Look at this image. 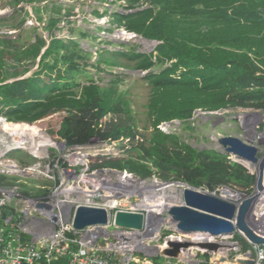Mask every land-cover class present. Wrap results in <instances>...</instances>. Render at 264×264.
<instances>
[{
  "label": "trees",
  "instance_id": "16d2710c",
  "mask_svg": "<svg viewBox=\"0 0 264 264\" xmlns=\"http://www.w3.org/2000/svg\"><path fill=\"white\" fill-rule=\"evenodd\" d=\"M37 2L41 1L12 0L11 5L18 8ZM121 8L96 15L109 17L112 28L159 42L153 52L104 49L92 63L91 53L78 41L55 36L62 20L53 16L46 26L49 42L39 35L21 45L12 37L0 39V118L32 126L63 114L57 136L68 149H85L94 140L125 145L126 156L101 157L92 171L113 169L142 180L183 183L203 192L230 188L251 196L255 177L246 168L214 150L193 148L160 127L174 121L187 124L197 111L264 114V0H125ZM81 36L88 37L83 32ZM121 62L146 73L142 80L149 97L143 132L127 93L121 90V76L111 73L112 68L123 66ZM95 75L108 76V82L100 86ZM112 116L117 118L107 122ZM7 158L23 168L35 164L21 150ZM15 181L0 175V187H17ZM29 185L20 189L25 198L34 196L35 187ZM39 190L37 197L49 196L48 190ZM13 213L14 207L3 209L5 215ZM171 235L165 232L163 237ZM78 237L69 234L72 240ZM23 239L31 237L23 235ZM234 241L241 254L253 251L242 237L237 235ZM210 259L200 255L199 264H211ZM150 262L175 263L161 257ZM67 263L63 258L41 264Z\"/></svg>",
  "mask_w": 264,
  "mask_h": 264
},
{
  "label": "rangeland",
  "instance_id": "374dc122",
  "mask_svg": "<svg viewBox=\"0 0 264 264\" xmlns=\"http://www.w3.org/2000/svg\"><path fill=\"white\" fill-rule=\"evenodd\" d=\"M40 1L41 2L29 5L23 4L20 7L16 8L11 5L12 0H0V19L2 21L0 23V39L12 37L13 40L18 41L19 45H21L23 43L28 44L34 42L36 36L39 35L49 42V34L46 32V26L49 18L53 16L57 19L62 20V22L57 26L58 29L55 32V36L59 39H71L78 41L83 49L91 53L92 63H95L97 61L99 52L104 49L109 51H117L124 50L126 49V47H128L136 49L139 53L147 54L151 53L153 50V45L144 42L140 37H132L133 39L131 38L127 40H124L123 38L118 39V33H123V30L112 28L109 24V17L99 18L96 15L97 12L102 15L107 10H109L110 13L112 11L122 10L121 6L124 5L125 0H123V2H117L114 5L112 4L114 0ZM37 10H39L40 12H37ZM111 29L114 31L109 32V30ZM82 32L86 33L88 37L83 38L81 36ZM121 64L123 66L112 68L111 73L121 76L123 80L121 84V90L127 93L128 100L131 103L136 120L140 124L139 130L140 132H143L142 130L145 121L144 108L149 97L148 87L142 80L144 75L133 70L132 64L126 62H121ZM35 70L36 68H34L32 73ZM108 79L109 77L105 75H98L97 77L95 75V81L100 86H104L108 82ZM243 112L244 111H225L223 113H225V117L229 118L234 117L237 114H242ZM63 117V114H57L44 119L43 121L35 125H29V127L33 132L36 130L45 133L55 144H57L61 141L57 136V132L60 128ZM116 118L117 117L112 116L107 118L106 121L108 122ZM205 118V114L203 113L195 114L193 116V119L190 120L187 124L175 122L169 126H164L165 128L162 127V129L164 128L163 130L169 134L178 135L185 143L189 144L192 147H195L198 150L199 148L203 150H212L215 147V145H213L212 143L213 138L208 139L207 134L204 133V131L211 128L212 125L209 121H206ZM4 123L6 122L3 121V125ZM8 123L9 122H7V124ZM234 123L236 124L235 129H218L217 134L219 136H217L215 139L225 136H237L238 138L244 137L243 131L237 125L238 122L235 121ZM41 135L47 139L48 143L46 145H40L39 142H41L42 139L37 140V143L33 141L34 144L42 146L43 149L44 147L49 145L46 153L42 150H39V156L41 158H35V156L33 155L34 152H30L29 150H21L27 155L31 156L35 162V164H33L32 166L27 167L32 169L30 171L29 177L7 175L16 179L15 182L18 188L17 193L22 196L20 192L21 186L30 184L28 186L30 189H34L32 188V185H34L35 189H37H34L33 191L34 196L32 198H29L32 200L37 201L38 199L40 200L42 198H46L43 196L37 197V195H35L38 193V191H40L39 189H46L49 191V197H53L52 199L54 200V202H69L77 206L86 205L89 203V201L104 204L105 201H103L102 198L103 196H108L107 193L109 194L110 192L108 190L109 187L103 186L105 189L99 191L95 197L84 198L83 194H80V192L75 189L74 186L78 185L81 191L84 190L89 191L90 193L93 192L94 189L92 186L94 185L91 183V181H93V178H85L84 184H79L81 177L91 175L93 172H95L91 169L94 165L100 162L99 159L101 157L120 158L126 156L125 145L123 144V146H121V143L108 144L103 143L99 140H94L93 143L88 146L85 151H76L77 153L88 156L85 163L78 164L73 161L76 158H73L75 156L72 155V151H69V149L66 148L60 149V147L52 145L50 139L46 137V135ZM7 136L4 134L2 136L0 135V149L6 143H10V140ZM30 142L32 141L30 140ZM124 142L126 144V141ZM68 171L70 172L67 173ZM74 172L76 177L74 176ZM25 179H29L28 182H26ZM95 179L97 180V178ZM99 180L113 181V179L101 177L98 178L97 183ZM65 186H68V188H72V192H70L67 196H56V193L62 192ZM178 193L179 191L176 194ZM214 194L218 195L219 197L230 199L227 194L222 193L221 191L219 193L214 192ZM120 199L127 200L128 208H135L140 212L147 211V209L140 206V202L142 201V199L138 196L129 198L123 197ZM23 202H18L16 199L12 200V202L8 205L9 207H17V211H20L23 206ZM154 202L157 203V201H150V203L153 204ZM168 229L169 228L165 227L162 230L157 241L144 239L143 242L162 246L164 244L165 238L163 237V234L165 232H170ZM172 235L175 236L173 233ZM100 240L101 239H98L97 241L99 242L98 247L103 253H107L111 256V258L113 259L112 264H138L139 262H148L133 250L122 253L119 251L121 250L120 248L118 250L116 248L110 247L111 244H118L119 247L125 246L126 248H134L137 240H134L133 238H127L128 241L114 239L113 237L109 238L108 240ZM240 251L237 253H232L229 259H234V257L236 258L237 255L241 254ZM191 255L192 256L190 261L191 264H194L199 262L200 255L204 254L195 251L192 252ZM127 257H131V260L125 261V258ZM184 258H186V256L183 255L181 257V260L175 261L174 264H187ZM149 263L152 264L150 261Z\"/></svg>",
  "mask_w": 264,
  "mask_h": 264
},
{
  "label": "water",
  "instance_id": "95a60500",
  "mask_svg": "<svg viewBox=\"0 0 264 264\" xmlns=\"http://www.w3.org/2000/svg\"><path fill=\"white\" fill-rule=\"evenodd\" d=\"M122 32L128 34L125 31ZM129 35L138 37L135 34ZM141 40L154 45L155 48L160 44L144 38H141ZM139 73L146 75V73ZM199 113L205 114V119H211L221 112H196V114ZM236 119L239 120L245 138L225 136L213 139L212 143L215 147L212 150L227 157H233L236 163L242 165L255 177L254 193L251 196H246L234 189L224 188L223 191L230 193L231 196L230 199H226L219 197L214 192H203L179 182H161L155 178L142 180L124 171L99 169L87 177L113 179V181L101 180V184L104 187H109L108 190L114 192L116 199L135 196L143 199L144 192L140 188L150 187L152 182L163 186L177 185L181 187V190L184 189L182 192L175 194V199H179L178 203L164 205L160 212L148 210L146 212H116L114 216L115 225L111 230L108 225L112 213L104 208L86 205L76 207L71 203H60L58 208L63 214L64 222H72L76 232H85L84 241H91L93 246L96 245L98 239L108 240L111 237L123 241H128L127 238L137 240L133 251L148 261L146 263L139 262L138 264H150V260L158 257L177 261L181 260L183 255L189 256L195 251L207 254L210 257L221 255V261L223 262L228 260L230 254L240 251L239 244L234 241V237L237 235L252 246L264 247V153L259 148L262 143L254 144L253 141L256 128L264 122V114L255 111H244ZM0 121L6 120L0 118ZM175 122L178 121L163 124L160 130L165 132L162 127ZM92 143L93 141L89 146ZM56 145L60 149H68L63 141ZM2 148L0 157H7L14 151L25 150L16 148L10 151H2ZM86 149L87 147L85 149H69V151H72V155H81L76 151H85ZM199 150L203 151V149ZM87 157V155H82L84 159ZM11 173L25 176L20 171ZM27 176L29 177V175ZM74 176L76 177L75 172ZM119 177L129 180L131 186L119 183L117 180ZM132 183L134 186H132ZM166 200H169V198ZM34 205L39 212H51L48 215V221H42V219L36 217L29 221L30 225L28 223L25 225L27 234L32 237L33 242H36L39 236L36 234L35 226L33 227L32 223L48 226L49 230H47L46 236H50L55 232L59 219L54 213L56 207L52 203L36 202ZM260 209L263 210V213ZM259 211L260 215H258ZM165 227L169 228L168 230L175 236L171 235L164 238L162 246L143 242L144 239L157 241ZM91 228H93V232L89 233L88 229ZM123 232L129 234L124 235ZM116 246L118 244L110 245L111 248H116ZM130 260L131 257L125 258V261ZM239 262L241 264H254L252 260H239ZM187 264L190 263L187 262ZM194 264H199V262Z\"/></svg>",
  "mask_w": 264,
  "mask_h": 264
},
{
  "label": "built area",
  "instance_id": "2783aa9c",
  "mask_svg": "<svg viewBox=\"0 0 264 264\" xmlns=\"http://www.w3.org/2000/svg\"><path fill=\"white\" fill-rule=\"evenodd\" d=\"M264 140V129L257 136L254 144H258ZM260 147V146H259ZM264 153V150L262 151ZM230 161L235 162L233 157H228ZM236 163V162H235ZM12 169V170H11ZM32 169L27 167H20L14 161L7 157H0V174L1 175H14L11 172L20 171L25 176L30 174ZM68 171L67 173H69ZM72 172V171H71ZM18 176V175H15ZM17 187L13 188H0V264H41L43 261L51 263L59 259L67 258V264H112L113 259L107 253H103L98 247V243L93 246L91 241H84L85 232H76L73 228L72 222H64V217L58 206L59 202H54L52 198L46 197L42 199L32 200L20 196L17 193ZM225 193L228 196L230 193L220 189L216 191ZM105 196H103L102 200ZM23 202V206L20 211L13 214H3V209L9 207V203L12 200ZM117 204L113 207H109L104 204L94 203L89 201L86 206L104 208L112 213V217L108 228H114V216L116 212H140L135 208H128L126 199H116ZM52 203L56 207L54 213L58 216L59 224L56 226L55 232L46 236L48 226L40 223H32L35 226L36 234L39 236L36 242H33L32 237L30 241L23 239V235H28L25 229V225L33 218L39 217L42 221H48V215L50 211L39 212L35 208V203ZM77 207V205H75ZM13 207V206H12ZM10 208V207H9ZM36 224V225H35ZM30 225V224H29ZM89 233L93 232V228L88 229ZM69 234L79 236L76 240L69 238ZM124 235L129 233L123 232ZM103 240V239H101ZM100 240V241H101ZM71 245L76 246V250L71 249ZM254 251H249L245 254H239L235 259H229L221 261V256L216 261H210L211 264H241L239 260H252L254 264H264V250L262 247L253 246Z\"/></svg>",
  "mask_w": 264,
  "mask_h": 264
},
{
  "label": "bare ground",
  "instance_id": "6f19581e",
  "mask_svg": "<svg viewBox=\"0 0 264 264\" xmlns=\"http://www.w3.org/2000/svg\"><path fill=\"white\" fill-rule=\"evenodd\" d=\"M132 37H134V36H131L129 34H124V33H118V36H117L118 39L123 38L124 40L125 39L126 40L131 39ZM154 48L155 47L153 45L152 52L154 51ZM5 122L6 123H4V125H3V122H0V135L1 136L3 134L6 136L8 135L7 137L10 140V143H6L4 146H2V147H4V148H2V151H10L12 149L22 148L25 150H29L30 152H34L33 155L35 157L41 158L39 156V154H40L39 150H42L43 152H45L49 145H47L43 149L42 146H38V144H34L33 141H35L37 143V140L42 139V141L39 142L40 145H46L48 143V141L45 137H43L41 135V134H44V135H46V134L43 132L36 131V130L33 132L31 130V128L29 127V125H25V124L13 125V124H9V123L7 124V121H5ZM46 137H48V136L46 135ZM48 138L50 139V142L52 143V145L57 146L51 140L50 137H48ZM30 140L32 142H30ZM73 156H75L73 158H76L75 160H73L75 163L80 164V163L86 162V159L82 158V155H73ZM85 178H93V181H91V183L94 185V186H92L94 189L93 192L90 193L89 191H84V190L81 191V189L79 188L78 185L74 186V188L77 189L80 192V194H83L84 198L95 197L99 191L105 189L101 184V180H99L97 183L98 179L96 180L95 177L82 176L79 184H84ZM117 180L119 183H122L126 186H128V185L131 186V182L127 179L119 177ZM132 186H134L133 183H132ZM140 189H142V191L144 192V197H143L142 201L140 202V206L147 209L148 211L160 212V211H162L164 205H171L174 203L175 204L178 203L179 199H175V197H173V196H175V194L178 191L182 192V190L184 188H182V190H181V187L177 186V185L163 186V185L155 184L154 182H152V183H150V187L144 186ZM109 191H110L109 194L107 193L108 196H105L104 199H105V203L107 206L113 207L117 204V200H116L117 197L114 196V192L112 190L109 189ZM70 192H72V188H68V186H65V188L62 190V192L56 193V196L57 195L58 196H60V195H66L67 196ZM167 193H169V194H167ZM167 197L169 198V200H166V199H168ZM229 197H231V196L229 195ZM150 201H157V203L154 202V204H153V203H150ZM59 203H67V202H59ZM67 204H70V203L68 202ZM260 214L261 213L259 211L258 215H260ZM119 248L121 250H119ZM116 249H118L120 252L124 253L127 251H132L134 248H126L125 246H120V247L118 246V247H116ZM191 256L192 255L186 256V258H184V260L191 264V261H190Z\"/></svg>",
  "mask_w": 264,
  "mask_h": 264
},
{
  "label": "flooded vegetation",
  "instance_id": "af4514ba",
  "mask_svg": "<svg viewBox=\"0 0 264 264\" xmlns=\"http://www.w3.org/2000/svg\"><path fill=\"white\" fill-rule=\"evenodd\" d=\"M225 112V111H223ZM221 112L218 116H214L211 119H206V121H209L212 125L211 128H209L208 130L204 131V133L207 134V138L208 139H215L217 136H219L217 134V130L218 129H235L236 124L234 123L235 121H237V125L241 128L240 124H239V120L236 119L238 117L239 114H237L234 117H225V113ZM196 114V113H195ZM193 119V118H192ZM191 119V120H192ZM264 129V122H262L261 124L258 125V127L256 128L254 135V139L253 141H255L257 139V136L260 134V132H262V130ZM242 130V128H241ZM260 143H262L260 145V150H264V140L261 141ZM201 149V148H199ZM1 175V174H0ZM3 188V187H0ZM187 262V261H185Z\"/></svg>",
  "mask_w": 264,
  "mask_h": 264
},
{
  "label": "crops",
  "instance_id": "0c3cea01",
  "mask_svg": "<svg viewBox=\"0 0 264 264\" xmlns=\"http://www.w3.org/2000/svg\"><path fill=\"white\" fill-rule=\"evenodd\" d=\"M222 255H223V254H222ZM230 255H232V254H230ZM220 256H221V255H218L217 257H216V256H213V257L211 256L210 261H216V260H218V259L220 258ZM237 256H238V255H237ZM229 258H230V256H229ZM234 258H235V257H234ZM236 258H237V257H236ZM236 258H235V259H236Z\"/></svg>",
  "mask_w": 264,
  "mask_h": 264
}]
</instances>
